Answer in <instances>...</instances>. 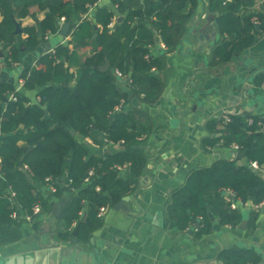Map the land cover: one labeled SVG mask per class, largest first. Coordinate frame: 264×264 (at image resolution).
<instances>
[{"label":"trees","instance_id":"obj_1","mask_svg":"<svg viewBox=\"0 0 264 264\" xmlns=\"http://www.w3.org/2000/svg\"><path fill=\"white\" fill-rule=\"evenodd\" d=\"M13 1L0 0L3 15L0 42L8 49L6 62L10 67L18 62L14 19L35 16L34 7L46 11V17L39 22L42 37L57 33L61 18H74L77 25L71 32V41L84 46L92 44L94 53L84 58L75 86L70 85L74 76L70 66L79 49L69 51L66 45L59 44L54 52L43 54L32 70L22 73L27 89L40 88V102L36 104H29L12 83L0 84V246L23 238L22 223L26 215L34 213L36 204L48 208V201L38 187L46 184L55 186L57 197L68 195L63 221L69 227L75 221L80 222L78 238L87 242L101 225V207L114 206L129 193L131 183L146 163L143 153L132 148L146 130L139 127L133 112L117 110L123 101L129 100L130 94L117 85L115 71L128 77L133 93H143L146 102L159 97L163 81L152 69H161L163 62L150 52L155 30L167 51L174 50L183 32L175 21L187 20L190 12L185 13V7L189 2L194 7L196 0H111L120 12H127L125 20L114 25L116 13L108 7L97 10L95 21L85 17L100 0H22L15 6ZM254 2L210 0V10L218 13V29L231 36L229 42L219 45L211 55L214 66L249 48L255 41L257 25L258 31L264 33V13L249 12ZM243 11L244 16L237 15ZM96 30L97 36L92 40ZM25 32L26 44L35 47L39 42L36 27H28ZM106 61L110 62L109 68L101 70ZM261 81L264 82V76ZM11 94L16 99H10ZM249 117L252 123L246 114H232L230 120L222 122L228 132L223 146L239 145L246 161L219 159L211 166L193 170L184 185L172 193L168 205L170 226L186 228L199 218L200 226L194 237L201 239L212 230L211 214L222 225L238 226L242 222V212L231 207L234 199L257 205L264 202V130L260 125L264 119ZM218 122L209 121L207 125L212 129ZM20 126L24 127L22 131ZM93 128L105 134L108 141L126 148L103 157H89L87 144L77 139L71 129L88 136ZM22 139L28 146H20ZM206 141L210 145L216 143ZM251 162H257L259 169H250ZM24 165L31 172V179L23 171ZM124 165L130 171L127 179L119 175V168ZM91 169L95 170L93 175L89 174ZM227 190L233 191L235 197L225 195ZM86 204L88 209L83 215ZM257 217L253 213L252 225ZM60 235L70 239L72 233L64 231ZM218 258L227 264L261 263L256 251L237 247L221 250Z\"/></svg>","mask_w":264,"mask_h":264},{"label":"crops","instance_id":"obj_2","mask_svg":"<svg viewBox=\"0 0 264 264\" xmlns=\"http://www.w3.org/2000/svg\"><path fill=\"white\" fill-rule=\"evenodd\" d=\"M19 1L22 0H14L13 5ZM102 7H108L116 13L112 25L120 23L117 17L123 16V20L127 17V12H120L111 0H100L85 17L93 19L97 10ZM33 12L35 16L15 18L20 22L22 32L17 34L15 39L18 62L14 66L10 67L6 62L8 49L0 42V75L5 82L12 83L27 98L29 104L40 102V88L27 89L22 73L32 70L43 54L54 52L59 44L66 45L69 51L79 49L77 59L70 66V71L74 74L70 85L75 86L84 58L94 53L92 44L84 46L71 41V32L74 25H77L74 18L69 19L72 26L67 37L59 34L60 24L57 33H48L42 37L39 22L46 17V11L40 12L34 7ZM189 12L187 20L175 21V24L183 29L181 39L187 40L183 44L180 40L174 50L167 51V46L162 40L158 44L154 33L155 43L150 46V52L154 57H160L163 62L161 69H152L163 81L159 97L146 102L143 93H133L128 77L116 78L117 85L130 94L129 100L123 101L117 110L133 112L139 127L146 130L132 146L143 153L146 163L131 183L132 190L125 194L130 195L129 199L125 200L119 209L114 206L106 207L100 227L87 242L80 241L83 251L88 253V258L83 259L81 264H227L218 258V254L221 250L232 247L256 251L261 258L260 264H264L262 204L257 205L252 201L244 203L237 199V207L243 214L242 222L238 226L222 225L219 218L211 214L212 230L201 239L194 237L197 228L192 233L189 231L193 228L194 221L186 228L169 224L168 205L172 193L184 185L193 170L211 166L216 160L226 159V153L233 150L232 147L223 146L224 136L228 132L222 124L226 119L222 120L221 117L243 113L264 119V89L261 87V76H264V33H255L254 43L240 56L242 65L238 66L236 74L229 68L222 76L198 73V63L211 57L219 45L231 40V36L218 29V13L210 10V0H196L194 7L193 3L189 2L185 13ZM249 12L264 13V0H255ZM210 15L213 16L212 23L208 20ZM237 15L244 16L245 12H239ZM2 19L3 15L0 14V22ZM69 20L61 18L59 21ZM33 26L37 29L39 42L31 48L26 44L28 33L25 29ZM193 33L197 34L198 38L193 37ZM232 75L239 77L235 76V79L227 84L226 79ZM225 84L236 95H248L249 110L241 105L227 104V100L222 99ZM202 91L206 93L203 94ZM213 120L220 122L210 129L207 124ZM23 129L24 127L20 126L19 131ZM75 135L87 144L89 157H103L107 153L126 148L123 144L108 141L105 134L95 128L88 136H81L77 132ZM206 139L216 143L210 145ZM19 144L22 147L28 146V142L23 139ZM245 161L246 157L240 159L239 163ZM23 168L29 171L26 165ZM119 169L120 177L127 179L130 173L128 165ZM38 187L42 197L48 201V208H42L41 213L34 219L22 223L21 240L0 246V252L6 256L37 251L47 254L53 239L60 245H70L69 239L61 238L60 233H72L79 222L75 221L73 226L69 227L63 221L62 214L68 195L65 194V198L57 197L50 184ZM171 189L172 192L169 193ZM224 193L229 194L228 190ZM58 204H61L60 217L54 215ZM87 209L88 204L85 205L83 215ZM253 213L258 214L254 225L251 224ZM197 220L201 222L199 218ZM244 221L247 225L242 228ZM91 252H94L95 256L91 255Z\"/></svg>","mask_w":264,"mask_h":264},{"label":"water","instance_id":"obj_3","mask_svg":"<svg viewBox=\"0 0 264 264\" xmlns=\"http://www.w3.org/2000/svg\"><path fill=\"white\" fill-rule=\"evenodd\" d=\"M123 16L117 17V21L121 22L123 20ZM208 20L212 23L213 22V16H208ZM15 22V30L14 33L20 34L22 32L21 24L19 21L14 19ZM59 24L61 25V28L59 30V34L63 37H67L70 33L72 22L69 21H59ZM259 30V27L257 25V31ZM156 34V42L158 44L161 43V38L158 35V31L155 30ZM97 36V33L94 34L93 38ZM197 37V34L193 33V37ZM198 38V37H197ZM187 40V38L181 39V44L184 43V41ZM242 53H239L232 57L230 60L226 62H222L219 65L214 66L213 65V57H209L203 60L202 63H198V67L200 68L198 73H205V74H212L214 76H222L225 74V71L227 68L233 73H237V68L241 64L240 56ZM2 55V52L0 51V56ZM110 66V62L106 61L103 65L100 66L101 70H107ZM236 75H232L226 79V83L231 82L233 79H235ZM236 77H239L237 75ZM5 82V79L2 75H0V84ZM225 84L224 88V96L222 97L223 100H227V104L232 105H241L244 106L246 110H249V101H248V95L246 93L244 94H234V91L228 87V85ZM203 94L206 93V91H202ZM5 100H7L5 98ZM229 100V101H228ZM249 116V114H247ZM221 119H225L223 116ZM71 133L73 135L76 134L74 129H71ZM246 157V154L239 150H230L228 153H226V159H243ZM250 169L254 170L255 166L250 163ZM23 171L26 173L28 179L32 178V174L30 171H27V169L23 168ZM172 192V189L169 191V193ZM130 195H125L119 202H117L114 205L115 209H119L120 206L123 204L125 200H128ZM63 203V201L61 202ZM57 210L54 211V215L56 217L61 216L60 207L61 204L57 205ZM81 223L79 222L78 225L75 227V229L72 231V236L68 240L70 245H60L56 239H53L52 241V247H50L47 250V254H44L45 252H29V253H21L16 255H9L6 256L3 253L0 252V264H81L83 262V259L88 258V253L84 252L82 249V246L80 244V240L78 238L79 230H80ZM247 225L246 221H244L241 224L242 228H245ZM200 226V222L198 220H194L193 222V228L190 229V233L194 231L195 228ZM91 255L95 256L94 252L90 253Z\"/></svg>","mask_w":264,"mask_h":264},{"label":"built area","instance_id":"obj_4","mask_svg":"<svg viewBox=\"0 0 264 264\" xmlns=\"http://www.w3.org/2000/svg\"><path fill=\"white\" fill-rule=\"evenodd\" d=\"M254 20L257 22L256 18ZM115 73H116L117 76L122 77V73L120 71L116 70ZM261 87L264 89V82L262 83ZM10 98L11 99H16V96L14 94H11ZM239 115H244V114L240 113ZM224 118L226 120H230V116H228V115H226ZM247 119H248L249 123L253 122L252 118H250L249 116L247 117ZM260 125H261V129L264 130V121L260 122ZM231 147L233 149H235V150H239V151L241 150V147L239 145H237V144H234ZM251 164L254 165L255 168H258L257 162H251ZM94 173H95L94 169H91L90 172H89L90 175H93ZM51 187H52L53 191L56 190L54 185H51ZM96 188H97V190H100V186H97ZM228 193L231 194L232 197H235V193L233 191L228 190ZM262 205H264V202L262 203ZM231 207L234 208V209L237 208V204H236V200L235 199L231 202ZM41 211H42L41 206L39 204H36L34 206V213L33 214L34 215H38L39 213H41ZM105 211H106V207H101L100 212H99V216L102 217L104 215ZM33 214L32 215H26V220L31 221L33 219ZM16 215L17 214L15 213L14 216H16Z\"/></svg>","mask_w":264,"mask_h":264}]
</instances>
